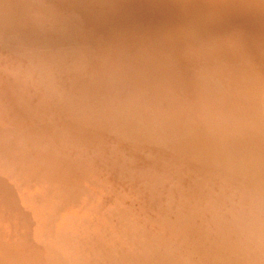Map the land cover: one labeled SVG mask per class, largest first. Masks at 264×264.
Wrapping results in <instances>:
<instances>
[{
    "label": "rangeland",
    "instance_id": "374dc122",
    "mask_svg": "<svg viewBox=\"0 0 264 264\" xmlns=\"http://www.w3.org/2000/svg\"><path fill=\"white\" fill-rule=\"evenodd\" d=\"M2 1L12 3L6 6L12 12L0 17V125L18 129L29 153L31 138L51 154L66 153L62 161L70 163L61 162L63 169L79 179L76 186L67 177L69 182H55L59 193L67 192L68 183L73 191L82 185L75 191H82L74 202L79 208L90 199L85 187L94 189L92 202L101 205L96 208L111 213L129 201H121L128 188L137 202L132 220L120 221L123 229L113 228L109 238L118 235L129 248V240L141 238L140 247L176 264L200 255L215 264H264V44L246 56L233 45L254 27L249 3L237 8L234 0H152L154 15L151 0ZM253 4L264 12V0ZM127 7L138 15L123 14ZM162 15L187 21L194 47H173L151 30L170 23ZM132 16H140V23L127 18ZM125 19L135 23L123 25ZM95 189H102L96 193L102 200ZM127 225L136 230L123 231ZM111 243L107 238L102 246L109 250Z\"/></svg>",
    "mask_w": 264,
    "mask_h": 264
},
{
    "label": "bare ground",
    "instance_id": "6f19581e",
    "mask_svg": "<svg viewBox=\"0 0 264 264\" xmlns=\"http://www.w3.org/2000/svg\"><path fill=\"white\" fill-rule=\"evenodd\" d=\"M5 1H7V2H5ZM5 1L4 2L6 4L9 3L8 0H5ZM9 1H11V0H9ZM98 1H100V0H98ZM125 1H128V0H124V2ZM139 1H137L136 3H139ZM154 1H156V0H154ZM154 1H152V0L150 1V6L152 5L151 2L153 3ZM197 1L199 2V0H197ZM18 2L20 3V1H18ZM104 2H105V0H104ZM131 2H132V0H131ZM158 2H160V1H158ZM162 2H164V0L163 1L161 0V4H162ZM165 2L163 4H165ZM225 2H227V1H225ZM234 2L233 3L236 4L237 8L240 5L245 6V4L247 5L249 3V5H247L249 7L247 8L246 11H249V12L251 11L253 13V19L251 22L254 23V27L248 30L247 36L246 35L242 36L241 40L239 42L236 40L233 41L234 47L237 48V51L240 52V55H245V53L251 54L255 50H258V48H260L259 52H261L260 51L261 45L259 43H261L262 45L264 44V39H263L264 38V31H263V33H261V30H264V29H261L260 27H264V12L260 11V8L263 6L261 4H259L261 6H259L258 4H253L254 2L256 3V0H254V1L253 0H234ZM133 3H135V2H133ZM141 3L142 2H140L139 7H142ZM155 3H157V2H154V4ZM169 3L166 2V4H168V5H169ZM181 3H182V1H181ZM1 4L2 3L0 2V17L2 16L1 14L3 12L6 14L12 12V11H10L9 8H6V6L7 7L11 6L12 3L11 4L9 3L10 4V5L8 4L9 6L6 4H5L6 6H3ZM16 4H15V6H19L21 4L20 6L22 7V3H20L19 5H16ZM124 4L125 3H123V5ZM144 4H146V3H144ZM148 5L147 4L143 5V7L148 6ZM1 6L4 8H2ZM126 6H128V5H126ZM134 6H136V5L134 4ZM170 6L171 7L174 6V5L172 6V2H171ZM184 6H185V4H184ZM120 7H123L122 4ZM139 7L137 5L136 8H139ZM151 7H153V6H151ZM154 7L152 9H155ZM160 7H162V6H160ZM11 8H12V6H11ZM99 8H100V6L98 7V9ZM127 8H129V7H127ZM127 8H126L127 12H125V9H122L123 12H125L123 14L128 13L129 10H130L129 14L131 13V11H132L131 8H129V9H127ZM156 8H158V7H156ZM170 8L168 9V7H166V9H168L169 12L167 10L165 13L168 12L167 14H169V13L172 14V11L170 12ZM173 8H175V7H173ZM173 8H172V10L174 11ZM219 8H217V10ZM229 8H230V6H229ZM144 9H146V7ZM144 9H143V11H145ZM161 9L163 10V8H161ZM164 9H165V7H164ZM221 9H223V8L221 7ZM87 10L85 12H87ZM134 10H136V9H134ZM150 10L151 9H149L148 11L151 12ZM185 10H187V9H185ZM201 10L203 11V9H201ZM243 10H245V9H243ZM141 11L142 10L139 11L140 12L139 15L142 14ZM148 11L147 12L145 11V12L149 13ZM155 11H156V9L154 10L153 14L154 13L158 14L157 13L158 11H156V12ZM180 11H181V9H180ZM162 12L160 14H162ZM176 12H178V10ZM179 12L176 14H179ZM187 12H188V10H187ZM21 13H23V11L20 12V14ZM91 13H89V14H91ZM99 13H101V11L98 12V15H101ZM132 13H131V15H132ZM174 13H173V15H174ZM212 13H213V11H212ZM222 13H224V12H222ZM102 14H104L103 11H102ZM133 14H136V12L134 11ZM144 14H142V15H144ZM160 14H159V17H160ZM171 14H169L170 15L169 18L171 17V20H172L173 17L171 16ZM180 14H182V13H180ZM8 15H10V14H8ZM17 15H19V14H17ZM17 15H16V17H18ZM136 15H138V13ZM142 15H141L140 20H142V17L144 18V16H142ZM147 15L148 14H146V16ZM152 15L150 17L151 20L155 17V16L152 17ZM164 15H162V16H164ZM213 15H214V13H213ZM11 16H9V17H11ZM105 16H102V17H105ZM146 16H145V18H147ZM156 16L158 17V15H156ZM165 16H167V15H165ZM183 16H185V14ZM13 17H14V15H13ZM19 17H20V15H19ZM134 17L138 18L140 16H138V17L132 16V17H127V18L129 19V18H134ZM186 17H187V14H186ZM200 17H202V16H200ZM215 17H217V16H215ZM1 18H4V16ZM97 18H98V16H97ZM110 18H112V16ZM124 18H126V17H124ZM165 18H167V17H165ZM165 18H164V20H161L162 22L160 21L159 18H157V20L163 24V21L165 22L166 20L169 19V18H167L165 20ZM193 18H194V16H193ZM5 19H8V17H6ZM19 19L21 20V18H19ZM23 19H22V21H23ZM114 19L116 21V18H114ZM161 19H163V18H161ZM219 19H221V18H219ZM9 20H7V22L11 23V21L13 19L10 20V22H9ZM133 20H127L126 21V19H125L124 22H122V24L125 23V21L126 22L131 21L129 23L131 25ZM147 20L149 21V18ZM151 20H150V22H151ZM176 20H177V18H176ZM178 20H177V23H179V26H177V27L175 26L177 24V23H175V20H173L174 21L173 22V21H170V19H169L168 22H170V23L173 22L174 24L171 25L170 23L168 24L166 22L165 24H168V25L163 26L164 25L163 24L161 26L159 23L158 24L160 26L159 30H158L157 25L155 24L156 25L155 27H157V29L155 28V29H151V30H155V31L157 30L158 32L156 31V34H159V36H163V38L166 40V42L173 47H176V48L177 47H185L184 42L187 44V47H189V48L194 47L193 44H194V41H196V38L192 37L195 35L194 32L191 31L192 29L190 28L187 21H185V23H184V20H182L181 17H180V22ZM136 21H137V19H136ZM158 21H155V22L158 23ZM24 22L25 21H23V23ZM97 22L95 21V23H96L95 25H97ZM104 22H106V21H104ZM133 22L135 23V21H133ZM143 22H141V23H143ZM155 22H151V23L153 24ZM0 23H1V21H0ZM3 23H4V19H3ZM17 23H18V21H17ZM137 23H140L139 18H138ZM147 23H149V22H147ZM217 23H218V21H217ZM228 23L229 22L226 21V24H228ZM11 24H12V26H11ZM11 24H9L8 26L13 27L14 22ZM125 24H123V25H125ZM145 24H146V22H145ZM186 24L188 26H186ZM15 25H16V22H15ZM15 25H14V27H15ZM19 25H22V24H20V22H19ZM19 25H17V27ZM110 25H108V26H110ZM130 25H129V27H130ZM146 25H148V24H146ZM169 25H171V26L174 25V26L171 27ZM217 25L220 26L219 24H217ZM223 25H225V24H223ZM68 26H69V24H68ZM100 26L101 25H99V28H100ZM145 26H143V27H145ZM1 27H2V23H1ZM114 27H116V26L113 25V28ZM120 27H122V26H120ZM152 27L154 28V26H152ZM3 28H4V25H3ZM18 28H21V27H18ZM18 28H16V29H18ZM131 28H133V26H131ZM196 28H198V30L200 29L199 27H196ZM59 29H61V28H59ZM66 29H67V27H66ZM104 29H105L104 31L107 32L106 28H104ZM114 30H116V29H114ZM114 30H111V31L114 32ZM117 30H118V28H117ZM6 31L12 32L11 28H8V27L6 28ZM120 31H122V29ZM129 31H131V29ZM155 31H153V32H155ZM62 32H64V31H62ZM118 32H119V30H118ZM189 32L192 33L193 35L192 36L189 35L188 34ZM59 33H61V32H59ZM10 34H12V33H10ZM109 34H111V33L109 32ZM15 35H17V34H15ZM33 36H32V38H33ZM206 36H207V34H206ZM58 39H59V36H58ZM193 39H194V41H193ZM199 39L200 40L202 39L201 36L199 37ZM23 40H24V38H23ZM25 42H26V40H25ZM28 42L29 41L27 40V43ZM222 42H224V41L222 40ZM225 42L228 43L227 41H225ZM256 42H258V43H256ZM29 43H31V42H29ZM190 43H192V44H190ZM197 43H199V42H197ZM203 43H205V42H203ZM15 44H17V43H15ZM22 44H23V42H22ZM188 45H190V46H188ZM203 46L205 47V45H203ZM224 46H221L220 48H222ZM216 47L218 48V46H216ZM226 47H228V46H225L224 48H226ZM263 48H264V45H263ZM20 49H22V48H20ZM228 49H227V51H228ZM230 50L232 51L231 48H230ZM230 50H229V52H231ZM233 50H234V48H233ZM13 51H14V47H13ZM262 54H263V52H262ZM27 55H28V52H27ZM263 57H264V55H263ZM242 59H244V58H242ZM252 59H254V58H252ZM243 63H244V60H243ZM131 67H134V66H131ZM17 72H19V71H17ZM127 72H128V70H127ZM129 72H130V70H129ZM134 73H136V70L134 71ZM15 74H16V72H15ZM0 119H1V117H0ZM5 127H7V128H5ZM17 130L18 129L15 130L14 128H10L7 125H3V124L0 125V153H3L2 154L3 156L0 158V183L3 186V187H1L2 189L0 191V264H46L48 262H49V264H176V262L173 260L167 261V260L163 259L165 257L162 258V257L156 256L154 254V250H152L151 248L140 247L142 244L141 238L129 240L130 243L132 244V245H130L131 248H129V245L127 243H125L126 240H122L117 234L116 235L119 239H110L109 238L113 232H115V231L119 232L118 231L119 228L123 229L122 226L118 225L120 223V221H124V223L126 221L127 223H129L132 220V214H134V211H135L133 207L137 206V202H135V200L133 198V194L131 193V191L128 188H125V187H123L124 189L121 188L122 189V191H121L122 195L120 193L119 194L122 197L121 201L124 200V198H128L126 200H129V201L121 202V204H120L121 206L117 205L118 208L115 209L114 212H111L112 214L109 213V211L105 212V210L99 211L101 205L99 206L97 204L98 202H95V203L92 202L94 200L93 193H92L94 191V189H93V191H91L88 188L90 191L89 190L87 191L86 187H85V191L87 192V196H89L90 199H88L87 202L83 201L82 202L83 204L79 203V208H77V207L75 208L74 202H77L79 197L80 198L82 197L81 193H80L82 191H80L79 194L75 193V191L80 189V187H83V186L78 185L80 187H78V189L73 191V188H71L70 186H69L70 188L68 187V185H69V183H68V185H66L67 186V192L64 193L66 190L64 189V192H63L61 189L62 192L59 193V191H58L59 187L57 185H60V183L55 185L56 184L55 182L58 183V181L61 178L63 180L67 181V179H65L67 177L69 181H73V182L78 181V179H79V176H74L75 178L73 177V173L71 171L72 169H70V171L66 170L67 168L65 169L66 171L63 169V167H65V165H62V164L63 163L66 164V162H69V160L66 162L62 161L65 158L68 159L67 158L68 156H66V153H65V155H63L62 153H58L59 155L58 154H55V155L51 154V152L48 151V149L44 146V144L42 142H40L37 139L35 140V138L28 139V137H27L28 141L33 146L32 150H34L33 153H29L28 147L25 146V139H23L21 137V135L19 136V134L16 133V132H18ZM6 134H8V136H9L8 138H5ZM20 138H22L23 141H21L22 139H20ZM59 157H60V159H59ZM61 162H63V163L61 164ZM86 171H88V170H86ZM82 172L84 173V171H82ZM89 172H90V170H89ZM89 172H87V173H89ZM84 174H85V177H87L86 172ZM101 175H103V174H101ZM94 176H95V174H94ZM96 176L98 177V175H96ZM103 177H105V176H103ZM103 177H102V179H105ZM91 179H93V178H91ZM81 180L84 182L86 181L83 177V179L81 178L79 180V183ZM69 181H67V182H69ZM84 182L83 183L81 182V184L85 185ZM93 182L94 181L92 180V185H94L97 181L94 184H93ZM62 183H64V182H62ZM76 184L77 183L75 182L74 185L76 186ZM64 185H65V183H64ZM74 185H71V186H74ZM90 186L91 185H89V187ZM96 186L99 187L98 184ZM96 186H94L93 188H95ZM104 186H105V184H104ZM111 188H113V187H110V191H111ZM107 189H109V187ZM114 189H117V188H114ZM52 190H55V192ZM95 190H97V189H95ZM101 190L102 189H100V191L97 190L95 192V195H94L95 198L97 196L96 193L103 192ZM78 191H76V192H78ZM113 191H111V192H113ZM115 193H116V191H115ZM83 194H85V193H83ZM78 195H80V196L78 197ZM107 195L108 194H106V196ZM99 196L101 197V195H99ZM84 197H85V199L83 198V200H86L85 195H84ZM97 198H98V196H97ZM101 198L103 199L104 195ZM101 198H98V199L100 200ZM106 199L110 200L109 197ZM106 199L104 200V202L106 201ZM115 199L117 200L118 198H114V201H115ZM84 203H86V204H84ZM108 203H111V202L109 201ZM114 203H117V201ZM114 203H113V205H115ZM113 205H111V206H113ZM76 206H77V203H76ZM96 206H99V209L96 208ZM109 206L107 204V206L105 208L107 209V207H109ZM96 209H98L97 212H96ZM82 211H84V212L82 213ZM126 227H128V228L124 229L123 231H125L127 233H129V230L131 232H133V230H136L133 225H127ZM113 228L115 231L113 230ZM20 230L22 231V233H20ZM23 230H28V232H26L28 234L24 233ZM123 231L121 232V234H124ZM188 234H191V233L188 232ZM28 238H29V240H28ZM107 238L112 242L110 248L113 249V251L111 249L105 250L104 247L102 246V244L104 243V241ZM16 242H18V243H16ZM208 259H209V257H207V255L206 256L200 255L199 259L189 261V264H215L214 262L211 261L212 259H209V260Z\"/></svg>",
    "mask_w": 264,
    "mask_h": 264
}]
</instances>
